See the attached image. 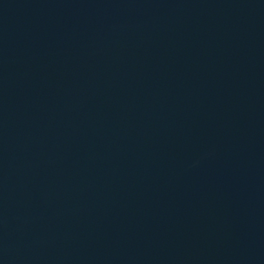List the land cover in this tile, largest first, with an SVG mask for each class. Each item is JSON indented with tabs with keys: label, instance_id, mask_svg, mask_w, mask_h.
<instances>
[{
	"label": "water",
	"instance_id": "95a60500",
	"mask_svg": "<svg viewBox=\"0 0 264 264\" xmlns=\"http://www.w3.org/2000/svg\"><path fill=\"white\" fill-rule=\"evenodd\" d=\"M0 264H264V0H0Z\"/></svg>",
	"mask_w": 264,
	"mask_h": 264
}]
</instances>
